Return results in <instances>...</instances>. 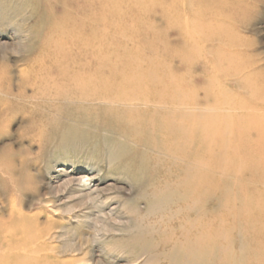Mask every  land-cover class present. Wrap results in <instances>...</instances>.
I'll return each instance as SVG.
<instances>
[{"label":"rangeland","instance_id":"obj_1","mask_svg":"<svg viewBox=\"0 0 264 264\" xmlns=\"http://www.w3.org/2000/svg\"><path fill=\"white\" fill-rule=\"evenodd\" d=\"M200 214L264 264V0H0V264H198Z\"/></svg>","mask_w":264,"mask_h":264},{"label":"bare ground","instance_id":"obj_2","mask_svg":"<svg viewBox=\"0 0 264 264\" xmlns=\"http://www.w3.org/2000/svg\"><path fill=\"white\" fill-rule=\"evenodd\" d=\"M139 82H140V80H139ZM139 82L135 81L132 84L130 92H126L127 90H120V91L118 90L119 92H117V91H115V92L113 91L112 93L111 92H107V93L103 94L102 96L103 97H106L107 98V101H109V102H114V101H117V100H120L121 99V100L125 101L126 103H128L130 106H132V105L134 106V103L136 101L140 100V101H142V103L144 104V106L146 105V108L147 109H146V111H144L145 113H139L138 116L145 115L146 112H148V113H151L154 118H156V119L159 118V121H160V118L162 116V113L165 112V111H163V105H164V101H165V98H166V93L164 92V87L162 85L154 84L155 86H153V85H147V86L141 88V87L138 86L139 85L138 84ZM184 109H186V108H184ZM183 114L184 113L175 112V114H172V115H174L172 117V119L171 120H168V122H166V123L167 124L168 123L169 124L178 123L179 124V128H180V132L177 135V140L176 141L179 142L181 145H184L185 148H187V147L188 148L195 147V143L197 141L196 138H195V136L198 133V131H197L198 130L197 129L198 128L197 127V121L198 120L200 121V119L198 118V120H196V118L194 119L193 117H186ZM136 120L142 121L143 120L142 119V116H140V118H136ZM155 121L156 120L153 119L152 121H150L146 125V127L147 128H151V129H152V127L155 128V129L156 128H161V130H162V128L164 127L165 123L164 122L162 123L160 121L161 124H157V122H155ZM137 123H139V121H137ZM136 124H135V126H136ZM186 124H190L191 126H193V128L191 130H185L184 129V126ZM199 126H200V124H199ZM135 129H136V127L133 126V130H135ZM208 146H207V148L210 149V146L209 147ZM200 150L203 151V152H205V149H202V148L199 149V147H198V151H200ZM192 168H194V167H192ZM190 171H191L190 173H194L195 172L193 169H191ZM201 201H203V200L201 198H199V197H196V199L194 200L193 206L196 209V212H197V208H200L201 207ZM201 218L202 217H201V214H200V216H197L194 219L197 222V221L201 220ZM196 222H195V225H196ZM197 223L199 224L200 221L197 222ZM210 225H211V223L207 221V223H206V226L207 227H204V229L201 228V231L199 233L200 235H196L195 234L196 236H193V237H195L194 238V240H195L194 241V244L198 248L199 253H200V256H203V257H199L197 259L198 264H237V263L243 262L245 260L244 259V255H235L234 253L230 252V250H228V248H226L225 245H223L220 242H218V240H219L218 238L219 237H217V235H215L214 233L209 232V230H207V228ZM5 226L2 227V228H5ZM198 226H200V225H198ZM198 226H196V227H198ZM203 226H205L204 223H203L202 227ZM3 230L4 229H2V231ZM189 230L190 229H188V232H189ZM191 230H192V228H191ZM196 233H197V231H196ZM0 234H1V232H0ZM228 237H226V238H228ZM4 238H1V239H4ZM6 240H8V239H6ZM182 241L184 242L185 240L183 239ZM6 242H8V241H6ZM188 243L189 242H187V244ZM195 252H196V250H195ZM258 253L259 252L256 251L255 254L258 255ZM195 260H196V258H195ZM253 264H255V263H253Z\"/></svg>","mask_w":264,"mask_h":264}]
</instances>
